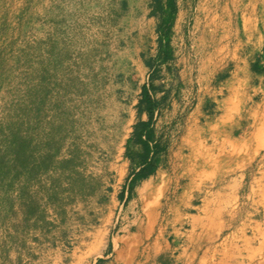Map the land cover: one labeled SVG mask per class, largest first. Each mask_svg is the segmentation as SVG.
Listing matches in <instances>:
<instances>
[{
    "label": "rangeland",
    "instance_id": "1",
    "mask_svg": "<svg viewBox=\"0 0 264 264\" xmlns=\"http://www.w3.org/2000/svg\"><path fill=\"white\" fill-rule=\"evenodd\" d=\"M261 8L264 0H0V264L127 263L151 186L168 222L133 264H217L232 239L241 248V229L257 253L229 251L226 264H264L251 231L254 221L264 228L262 209L248 196L264 173V130L252 156L183 195L178 158L188 121L214 120L197 86L206 23L232 29L230 51L238 28L236 54L249 64L239 12ZM254 59L250 73L264 77ZM217 68L216 83L227 75ZM246 108L230 123L246 128ZM220 187L221 214L203 235L194 219Z\"/></svg>",
    "mask_w": 264,
    "mask_h": 264
},
{
    "label": "bare ground",
    "instance_id": "2",
    "mask_svg": "<svg viewBox=\"0 0 264 264\" xmlns=\"http://www.w3.org/2000/svg\"><path fill=\"white\" fill-rule=\"evenodd\" d=\"M239 13L242 16L240 27L242 34L245 36L243 41L246 44L245 53L251 59L249 64H246L245 59H241L236 54L237 46L243 45L238 40L240 30L238 28L235 30L237 32L235 34L236 41L232 43V50L230 51L228 47L232 29L226 24H215L214 20L206 23L208 29L204 30L201 35L203 45L196 50V54L200 58L199 64H197V72L199 73L197 86L200 95L206 94L207 104L211 105L214 103V107L208 109L209 112H212L214 120L208 121L205 119L204 114L201 113L205 120L203 125H199L195 121L192 123L188 121L187 123V131L184 132L183 136V145L187 147L188 153H180L178 155L181 175L186 179V183L181 188V195L187 193V189H199L204 181L216 176L220 170L228 169L232 171L237 165L241 164L242 160L249 158L263 146L261 133L264 130V87L262 86L264 77L258 73H250L249 70L252 62L255 61L254 58L257 52L264 61V9L261 8L258 13H250L249 16L248 12ZM215 32H217V37ZM227 56L237 61L236 66L229 70L226 69V64L224 63ZM219 61L221 66H219ZM217 67L220 68L222 73H227L218 83L215 80V75L218 73ZM254 81H258L259 84L251 86L250 91H252V94L248 98L250 102L248 104L245 99L244 89L247 85H250V82L253 83ZM217 94L221 95V98H217ZM255 97H258V100H255ZM243 107H247L242 118L240 117L246 124L244 129L239 126V123H230L232 114ZM237 131H241V135L238 136L236 134ZM255 182L256 188L251 187L248 196L253 197L250 203L252 206H261V218L264 220V173ZM155 188L154 186L145 188L140 196L143 200L142 214L146 218V224L143 227L142 223L139 222L140 220H138L139 218L137 219V224H135L137 225L135 228L136 233L131 235L132 243L127 247L125 255L127 263L124 264H133L141 252L143 253L150 250L153 245L155 246L158 236L161 235L164 225L168 222L167 217L162 216L160 218L161 211L156 210L157 202L154 201L160 194V190ZM225 197L226 194L222 187L204 195L203 203L200 207L201 214L194 219L195 225L199 226L203 235L207 234L210 231L209 229L216 224V220L221 214V204L225 201ZM176 210L174 203L169 204L167 211H171L174 214ZM172 217L174 219L177 218L175 215ZM159 218L160 220L158 221ZM158 222L160 224L158 235L152 238L154 225ZM254 223L251 230L252 238L261 237L258 247L261 248L264 246V228H261L258 221H254ZM241 230V248L239 249V243H237L239 241L232 239L224 247V250L222 249L223 251L220 252L222 254L217 264H226L227 260L230 261L229 251H232L233 255L231 256L235 258L242 256V251L245 250L247 252L246 258L248 259H252L254 254L257 253L254 250L251 236H246L244 229ZM143 232L144 235L141 236ZM203 235L202 237H204ZM140 250L142 251L140 252ZM136 264H140L139 261Z\"/></svg>",
    "mask_w": 264,
    "mask_h": 264
}]
</instances>
